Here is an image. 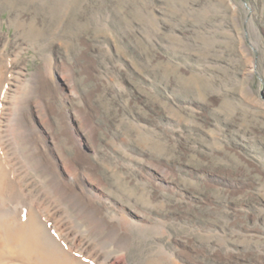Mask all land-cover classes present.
Returning <instances> with one entry per match:
<instances>
[{
	"label": "rangeland",
	"instance_id": "374dc122",
	"mask_svg": "<svg viewBox=\"0 0 264 264\" xmlns=\"http://www.w3.org/2000/svg\"><path fill=\"white\" fill-rule=\"evenodd\" d=\"M0 167V205L35 201L43 249L80 264H264V0H0ZM5 231L0 264H25Z\"/></svg>",
	"mask_w": 264,
	"mask_h": 264
},
{
	"label": "bare ground",
	"instance_id": "6f19581e",
	"mask_svg": "<svg viewBox=\"0 0 264 264\" xmlns=\"http://www.w3.org/2000/svg\"><path fill=\"white\" fill-rule=\"evenodd\" d=\"M13 132H14L13 141L15 142V146L18 149V153H19L21 158L22 157L26 158V154H28L29 152H27L26 154L23 153L22 147L23 146L24 147L30 146L32 148L31 150H33V148H34L33 143H35V142L32 141L33 142L32 143L28 139V130L26 129V127L22 123V121H19L16 118L14 120ZM39 157H40L39 153H36V154H31L28 157V159L26 158L28 166L33 171H38L39 169H41L43 167V164L41 161L36 163L35 168L31 167V163H33L34 161H37L39 159ZM0 169H1V167H0ZM1 179H2V177H1ZM48 190H49V193L52 196L56 197L59 200V202H61L62 205H63V203H67L65 205L66 206V208H65L66 212H68L69 214H71V212L75 214V218L73 217V220L79 221V222H84V223L89 222L92 225L91 232L95 233V234L100 233V235L103 236V240L106 242V244L109 247H111L113 249H117L118 247L124 246L125 241L120 236L119 232L116 229L114 230L112 228H107L104 225V223H102L103 221H102L100 215L94 209L91 201L86 200V198H85L84 194H82V192L77 191L78 192L77 193L73 187L70 188L69 190L68 189L64 190L62 187L58 186L57 182H54V181H51V184H50ZM0 206H1L0 207V224L5 223L6 231H7V229L8 230L15 229L16 232H12V234L17 236V238L15 240V245H17L16 247L21 246L20 250L23 249V251H26V250L30 251L29 259L27 260V262L24 259L22 260L25 262V264H65V263H67V264H80L81 261L78 258L77 254L84 253V250H79V251L76 249H74L75 251L70 250L67 247V245H65L64 243H63V246H61L60 250H54V249L58 248V247L53 248L54 246L53 247L50 246V247H52L50 249H48V248L43 249L44 246H42V245L44 244V242L42 241V239L36 237L37 235L40 236L42 233L41 227L43 226V224H42L43 222L41 220L42 226H40V222L38 223V220L36 217L37 206H36L35 201L25 200V201L19 202L14 207H12V206L10 207L9 205H6V204H4V202H2V204ZM3 209H4V211H3ZM7 217L9 218V220H12V222H10V223L5 222ZM4 219H5V221H4ZM16 220L20 222L17 225H16V223L13 222ZM29 221H32V222L34 221V222L30 225L31 222H29ZM6 231H5V234L8 235V233H6ZM64 233H62V234L64 235ZM65 235L68 238L69 237L73 238L74 239L73 241H75V242L77 241V239H76L77 237H74V235H72L71 233H65ZM1 237H3V236H1ZM7 238L9 239V236ZM51 238H52V236H51ZM59 241H60V239H59ZM59 241H58V243L62 244ZM47 243L49 244V242H47ZM56 243L57 242H55V244ZM12 250L13 249L11 247V251ZM16 252H17V250H16ZM18 252L20 253L21 251H18ZM24 258H25V256H24ZM27 258H28V255L26 256V259ZM110 258H111V256L105 257L102 264H108L110 262ZM115 261H113V262H115Z\"/></svg>",
	"mask_w": 264,
	"mask_h": 264
}]
</instances>
